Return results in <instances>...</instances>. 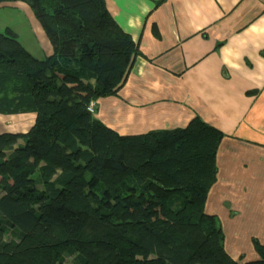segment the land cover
Wrapping results in <instances>:
<instances>
[{"label": "trees", "instance_id": "16d2710c", "mask_svg": "<svg viewBox=\"0 0 264 264\" xmlns=\"http://www.w3.org/2000/svg\"><path fill=\"white\" fill-rule=\"evenodd\" d=\"M20 1L53 52L37 58L0 30V114L35 115L0 132V264H264L256 238V260H233L204 211L219 129L196 116L123 135L87 111L138 54L105 0Z\"/></svg>", "mask_w": 264, "mask_h": 264}, {"label": "crops", "instance_id": "0c3cea01", "mask_svg": "<svg viewBox=\"0 0 264 264\" xmlns=\"http://www.w3.org/2000/svg\"><path fill=\"white\" fill-rule=\"evenodd\" d=\"M105 5L138 54L117 93L96 99L95 118L123 135L183 128L196 116L219 129L204 211L219 218L233 260H256L252 239L264 245V0ZM14 117L12 132H25L35 115L0 114V130L10 131L2 125Z\"/></svg>", "mask_w": 264, "mask_h": 264}, {"label": "rangeland", "instance_id": "374dc122", "mask_svg": "<svg viewBox=\"0 0 264 264\" xmlns=\"http://www.w3.org/2000/svg\"><path fill=\"white\" fill-rule=\"evenodd\" d=\"M5 27H10L13 30L22 46L33 56L43 58L52 54L53 50L51 49L49 54H45V48L49 47L47 43L50 44V42L40 21L27 2L6 0L0 3V30L2 31ZM15 124H18V120L14 117L3 122L2 126L9 125L11 127L7 126L6 129L15 131ZM25 130L27 129H22V131ZM3 131L5 130H0V132ZM70 262V259L66 260L67 264Z\"/></svg>", "mask_w": 264, "mask_h": 264}, {"label": "built area", "instance_id": "2783aa9c", "mask_svg": "<svg viewBox=\"0 0 264 264\" xmlns=\"http://www.w3.org/2000/svg\"><path fill=\"white\" fill-rule=\"evenodd\" d=\"M86 109L89 113L93 114L95 112V109H96V101L89 102Z\"/></svg>", "mask_w": 264, "mask_h": 264}, {"label": "clouds", "instance_id": "9594fccd", "mask_svg": "<svg viewBox=\"0 0 264 264\" xmlns=\"http://www.w3.org/2000/svg\"><path fill=\"white\" fill-rule=\"evenodd\" d=\"M95 113V112H94Z\"/></svg>", "mask_w": 264, "mask_h": 264}]
</instances>
